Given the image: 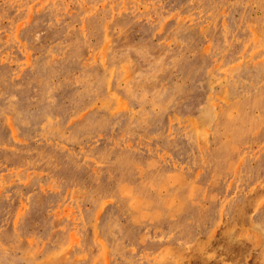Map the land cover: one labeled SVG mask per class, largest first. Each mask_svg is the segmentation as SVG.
<instances>
[{
    "label": "rangeland",
    "instance_id": "1",
    "mask_svg": "<svg viewBox=\"0 0 264 264\" xmlns=\"http://www.w3.org/2000/svg\"><path fill=\"white\" fill-rule=\"evenodd\" d=\"M0 264H264V0H0Z\"/></svg>",
    "mask_w": 264,
    "mask_h": 264
}]
</instances>
